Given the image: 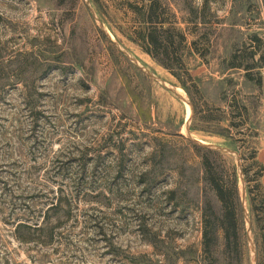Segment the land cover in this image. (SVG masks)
<instances>
[{
  "label": "rangeland",
  "instance_id": "rangeland-1",
  "mask_svg": "<svg viewBox=\"0 0 264 264\" xmlns=\"http://www.w3.org/2000/svg\"><path fill=\"white\" fill-rule=\"evenodd\" d=\"M261 165L264 0H0V264H264Z\"/></svg>",
  "mask_w": 264,
  "mask_h": 264
},
{
  "label": "trees",
  "instance_id": "trees-1",
  "mask_svg": "<svg viewBox=\"0 0 264 264\" xmlns=\"http://www.w3.org/2000/svg\"><path fill=\"white\" fill-rule=\"evenodd\" d=\"M154 10V4L147 6V13L144 19L141 21L142 23V35L143 37L139 40L137 39L138 43H140L145 51L150 55L155 56L154 52L148 47L152 44L160 42V35L157 28H154L152 24L158 23L160 26H164V20L155 21L153 20V14L151 11ZM171 30V29H170ZM176 38L180 39V42L183 43L187 41V35L180 29L173 32L171 36V43L172 45H176ZM160 47L162 45L159 43ZM166 48V47H164ZM162 63V62H161ZM182 63V61H180ZM167 69L172 70V66L166 63H162ZM208 165V162H207ZM261 174L264 172V166L261 165ZM207 172L211 175L212 172L207 168ZM209 181L214 185V188L217 192V195L222 202L223 209L225 212V221L230 224L231 228L234 230V235H238L239 225H238V212H237V189L236 186H230L224 184L223 182L219 181L218 179L214 178L213 176H209ZM260 186V185H259Z\"/></svg>",
  "mask_w": 264,
  "mask_h": 264
},
{
  "label": "water",
  "instance_id": "water-1",
  "mask_svg": "<svg viewBox=\"0 0 264 264\" xmlns=\"http://www.w3.org/2000/svg\"><path fill=\"white\" fill-rule=\"evenodd\" d=\"M94 17L96 18V20L98 21V23L100 24L101 28L103 29L104 32H106L108 35V31L106 30L104 23L101 21V19L96 15L95 11L91 8ZM110 36V35H109ZM113 42L123 51L127 54V56H129L131 58V60L144 72H146L150 77L154 78L155 80H157L158 82H160L165 88H167L168 90H170L171 92H173L174 94H176L181 100H183L185 103H188L191 108H193V102L191 101V99L187 96L182 94L181 92H179L178 87L171 85L169 83H167L165 80H163L160 76H158L157 74L151 72L147 67H145L143 64H141L134 56H132L131 54H129L122 46L119 42H117L116 40H114L112 38ZM191 119L192 116L189 118V120L186 121V133L187 136H189V138L194 141L195 143L199 144V145H203V146H209L218 150H222V151H227V152H231L235 155H237L236 152L224 148L222 146L219 145H214V144H207L204 142H201L195 138H193V136L191 135V129H190V123H191ZM243 191L245 193V187H244V183H243ZM250 222V221H249ZM251 230V224H249V231ZM250 239L252 240V236H250ZM253 243V242H252ZM254 263L256 264V257L254 258Z\"/></svg>",
  "mask_w": 264,
  "mask_h": 264
},
{
  "label": "bare ground",
  "instance_id": "bare-ground-1",
  "mask_svg": "<svg viewBox=\"0 0 264 264\" xmlns=\"http://www.w3.org/2000/svg\"><path fill=\"white\" fill-rule=\"evenodd\" d=\"M113 37V36H112ZM178 90H179V92H181L182 94H184V95H186V93H185V91L183 90V89H181V88H179L178 87ZM189 107H190V109H191V106L188 104V103H186ZM190 114H191V116H192V109H191V113H190V110L188 111V115H187V118H190L191 116H190ZM189 120V119H188ZM185 130H186V128H185Z\"/></svg>",
  "mask_w": 264,
  "mask_h": 264
}]
</instances>
